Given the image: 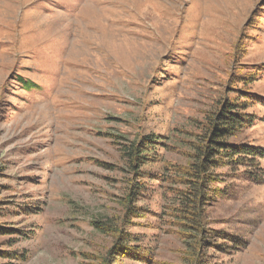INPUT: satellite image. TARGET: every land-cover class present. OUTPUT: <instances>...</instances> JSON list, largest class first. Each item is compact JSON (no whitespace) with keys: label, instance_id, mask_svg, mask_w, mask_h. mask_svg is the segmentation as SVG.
<instances>
[{"label":"rangeland","instance_id":"obj_1","mask_svg":"<svg viewBox=\"0 0 264 264\" xmlns=\"http://www.w3.org/2000/svg\"><path fill=\"white\" fill-rule=\"evenodd\" d=\"M244 65L264 67V0H0V227L18 233L1 232L0 251L15 264H264V180L242 169L217 171L205 208L230 238L219 251L185 250L169 185L132 204L138 216L123 203L122 145L159 135L161 158L185 165L207 112L241 89L262 99L231 141L264 147V71ZM119 235L137 254L116 252Z\"/></svg>","mask_w":264,"mask_h":264},{"label":"trees","instance_id":"obj_2","mask_svg":"<svg viewBox=\"0 0 264 264\" xmlns=\"http://www.w3.org/2000/svg\"><path fill=\"white\" fill-rule=\"evenodd\" d=\"M253 66L244 65V68L252 73L250 76L257 72V69L264 71L262 66ZM17 82L27 91L40 88L23 77H17ZM260 98L246 89H241L236 99L218 101L200 122L199 132L195 134L194 140L188 142L187 148L190 152L186 155L185 165L171 164L161 158L158 151L168 147L159 135L142 136L122 145V156L127 173L131 176L127 196L123 201L129 215L138 216L142 212L143 207H134L132 204L144 198L149 189H165V186L169 185L168 195L173 203L164 215L177 229L185 250L193 256H196L194 252L200 253L206 248L221 250L230 238L223 232L206 228L205 208L210 204L212 196L219 192L217 185L222 182V173L217 171L222 168L242 169L252 181L264 180V169L260 163L264 161V147L231 141L255 124V115L249 113L248 109L257 103L260 104ZM157 163L162 164L159 170L145 169V166ZM258 171L263 172V177ZM149 180L152 183L148 186ZM156 181L157 183H153ZM96 228L104 231L99 225ZM1 232L18 234L17 231L13 233L11 229L3 230L0 227V234ZM118 237L119 243L114 248L116 252H137L130 246L136 242L134 239L128 240L120 235ZM17 256L8 251H0V258L8 260L6 264H15Z\"/></svg>","mask_w":264,"mask_h":264}]
</instances>
